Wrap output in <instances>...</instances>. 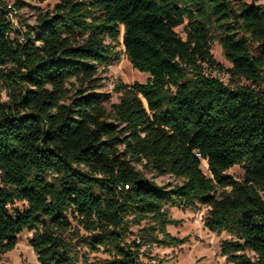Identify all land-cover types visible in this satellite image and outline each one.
Listing matches in <instances>:
<instances>
[{
    "label": "trees",
    "instance_id": "16d2710c",
    "mask_svg": "<svg viewBox=\"0 0 264 264\" xmlns=\"http://www.w3.org/2000/svg\"><path fill=\"white\" fill-rule=\"evenodd\" d=\"M8 5L0 0V252L27 230L39 264H77L71 238L82 227L91 250L110 253L104 264H143L145 244L184 240L167 231L178 222L167 207L202 204L205 227L230 235L228 262L264 264V4L57 0L32 24L17 14L18 25ZM213 38L230 78L249 84L207 72L220 67ZM119 43L149 77L116 83L108 109L98 73ZM138 165L180 181L160 185ZM234 165L242 179L227 172Z\"/></svg>",
    "mask_w": 264,
    "mask_h": 264
},
{
    "label": "rangeland",
    "instance_id": "374dc122",
    "mask_svg": "<svg viewBox=\"0 0 264 264\" xmlns=\"http://www.w3.org/2000/svg\"><path fill=\"white\" fill-rule=\"evenodd\" d=\"M12 4L14 0H6ZM57 0H22V4L17 8L18 14L29 24L34 23L37 11L39 9L48 10L53 7ZM246 1L254 3H263L264 0H233ZM185 24L178 26L176 31L185 37ZM123 33V29L121 30ZM122 35V34H121ZM120 35V41L122 36ZM116 53L112 63L106 68H100L98 76L100 77V90L105 93V104L108 109L113 102L119 100V93L114 90L116 83H133L135 81L145 82L149 74L137 70L128 60L124 47L121 43L116 46ZM211 53L220 67L207 70V72L215 77H218L223 82L233 85L249 84L243 78L231 79L228 69L231 63L226 59L223 53V48L217 38L211 41ZM2 100L8 98L5 88L1 91ZM145 174L157 181L160 185L171 186L180 181L179 178L172 175H158L153 171L142 168ZM202 170L206 175H209L206 161H202ZM237 179H242L244 169L242 165H234L227 170ZM17 205L22 206V202H17ZM170 217L177 220V223H172L167 226V231L171 236L184 239L176 245H162L158 243H147L142 247L140 259L143 264H231L226 260V256L221 253L220 243L224 239H229L230 235L223 232L217 234L214 231L208 230L204 225L209 207L196 204L193 208L188 207H167ZM75 224V222H74ZM146 224L142 222L140 225H131L129 227L128 239H136L139 236L140 229ZM160 235V234H159ZM32 236V231L24 230L19 234L18 242L11 250L0 252V264H39L37 254L29 244V239ZM72 251L78 255L77 264H83V259L91 264H104L110 257V253L101 249L93 251L87 246V241L90 239L89 232L79 227L77 235H72ZM246 254L255 258L252 251L245 250Z\"/></svg>",
    "mask_w": 264,
    "mask_h": 264
},
{
    "label": "built area",
    "instance_id": "2783aa9c",
    "mask_svg": "<svg viewBox=\"0 0 264 264\" xmlns=\"http://www.w3.org/2000/svg\"><path fill=\"white\" fill-rule=\"evenodd\" d=\"M9 8H10V11H9V17L11 20H13L14 24L15 25H18L17 24V20H16V15L18 14V11L16 8H14L13 6H11V4L8 5Z\"/></svg>",
    "mask_w": 264,
    "mask_h": 264
}]
</instances>
